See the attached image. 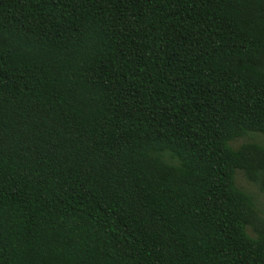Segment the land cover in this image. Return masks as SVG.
Here are the masks:
<instances>
[{"label":"trees","instance_id":"16d2710c","mask_svg":"<svg viewBox=\"0 0 264 264\" xmlns=\"http://www.w3.org/2000/svg\"><path fill=\"white\" fill-rule=\"evenodd\" d=\"M236 172L264 0H0V264H264Z\"/></svg>","mask_w":264,"mask_h":264},{"label":"rangeland","instance_id":"374dc122","mask_svg":"<svg viewBox=\"0 0 264 264\" xmlns=\"http://www.w3.org/2000/svg\"><path fill=\"white\" fill-rule=\"evenodd\" d=\"M257 140V141H260L262 140L261 137H249V138H244V139H240L237 141V143L235 145H240L242 143H245V142H248V141H251V140ZM235 184L238 188L250 193L251 195L254 196L255 198V204H256V207L257 209L259 210L260 212V216L261 218L264 220V195L261 194L257 187L253 184H250L248 183L243 174L241 172H236L235 174Z\"/></svg>","mask_w":264,"mask_h":264}]
</instances>
